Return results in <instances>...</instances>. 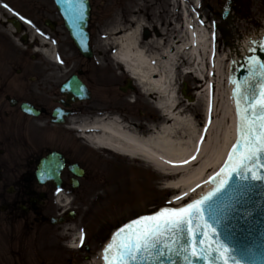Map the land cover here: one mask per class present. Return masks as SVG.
I'll list each match as a JSON object with an SVG mask.
<instances>
[{"label":"rangeland","instance_id":"obj_1","mask_svg":"<svg viewBox=\"0 0 264 264\" xmlns=\"http://www.w3.org/2000/svg\"><path fill=\"white\" fill-rule=\"evenodd\" d=\"M5 4L8 5V8L4 7ZM244 4L247 6V12L246 14L241 13L240 17L237 16L234 19V27L249 37L264 30V0H250V2L247 0V2L244 1ZM52 8V0H0V72L14 70L18 66L23 52L27 49L18 38L14 37V28L8 19L13 16L20 19L23 16L27 20H31V24L22 20L26 25V32L32 39L42 40L41 32L49 33L50 31L45 28L41 16L44 14V9L47 10L46 12H51ZM132 13L124 16L126 19L129 17L130 24H127V22L122 21V14L115 9L114 13L109 12V14H114L115 20L106 24L104 29H102V23L96 25L93 32L95 36L93 46L96 52L100 54L95 59L99 71L108 70L110 71L109 74L111 72L117 74L120 76L118 80L120 83L123 78L122 81L125 82L129 75L123 71L122 65L112 58L114 44L109 42L113 32L118 30L115 27L122 30L133 29L142 21L144 22L142 23L144 28L142 30L144 31H142L141 37L143 38L144 32L150 31L149 27L147 29L146 18H140V15ZM145 14L147 18L150 15L149 12H145ZM47 15L45 14V16ZM109 25L111 26L109 27ZM99 31L102 34L101 37L98 36ZM171 31L173 32L174 29ZM61 33L63 32L61 31ZM179 36V34L174 36V41L179 40ZM237 36L234 37L239 42L247 38L241 36L242 38L238 39ZM228 37L231 35L222 34L218 39V55L221 57L228 53V46L239 44V42L233 44L230 41L226 46V38ZM36 45L35 47L39 46ZM153 46L151 48H154ZM151 51L150 53H152ZM33 52L30 48L27 49L26 56L28 59H31ZM187 66L189 64L185 61L180 63V67L184 69ZM180 67L176 75V87L180 98V108L183 109L184 116L192 118L201 127L209 126L212 136L215 133L223 137V134L232 126L231 112L228 109L232 107L230 60H221L219 64L220 73L216 71L214 91L209 97L205 95L206 92L203 90L205 81L200 78L196 79L193 75H185ZM105 71L104 73L107 75ZM184 82L194 87L193 90L197 93H201L199 97L196 95L197 99L193 103L189 104L182 96L181 90ZM134 86L136 87L135 91L129 90L126 94L119 92L117 84L109 86L110 91L118 94L117 100L120 101L121 99L120 104L125 107L124 111L127 114L124 115V122L131 126L136 123L140 128L147 126V124L158 126L165 119L161 111L155 106L156 97L146 95L135 82ZM199 87L202 88L199 89ZM205 110L208 111L210 125H206ZM140 112L152 117L142 116ZM76 141L78 149L91 156L94 168L96 167L101 172L103 178H97L91 183V186H88L85 194L81 196L83 199L79 203L77 202V214L74 218H68L65 223L54 230L44 229L48 232L43 231L40 241L38 240L40 236H30L27 239L26 248L23 252L25 255L23 258L26 259L27 264H102L100 254L109 241L112 230L117 225L137 214L151 211L162 205H169V202H171V206L177 207L191 200L198 193L194 192L191 197L180 201L174 196L177 193L176 190L167 188V182L177 180V178L170 180L143 161L120 156L112 151L97 150L85 144L77 136ZM213 171V167L206 170L202 175L203 178H207ZM81 232L86 234L84 245L78 249H73L71 245L77 243V235ZM4 246L5 244H0V247ZM27 246H29V250ZM86 246L89 247V250L85 249Z\"/></svg>","mask_w":264,"mask_h":264},{"label":"flooded vegetation","instance_id":"obj_2","mask_svg":"<svg viewBox=\"0 0 264 264\" xmlns=\"http://www.w3.org/2000/svg\"><path fill=\"white\" fill-rule=\"evenodd\" d=\"M190 10L209 12L214 18L222 12L231 13L242 8V0H183ZM172 0H118L117 5L125 11L126 5L134 10L151 13L152 27L168 26ZM90 28L97 12L115 8L116 1L90 0ZM139 4L146 5L145 8ZM112 5V6H111ZM181 11V7L178 8ZM112 18H110L111 20ZM60 22H56V27ZM55 34L57 59L60 65L51 64L49 58L38 55L35 70L21 66L15 73L0 74V263L26 264L25 251L29 234H39L41 226L52 225V218L64 220L65 209L57 204L62 191L76 192L82 189L84 180L91 176L90 161L78 156L72 126L82 117H91L95 110L88 109L95 91L107 99L108 90L101 79L92 77L90 60L77 54L76 47L68 48ZM77 75L92 92L90 102L73 103L62 92L64 84ZM23 103L35 107L38 116L25 113ZM60 109L61 121L55 111ZM53 152L62 155L64 165L59 177L56 166L47 163ZM78 163L84 176L78 178L70 169ZM60 164V163H59ZM60 166V165H59ZM77 183L74 188L73 184Z\"/></svg>","mask_w":264,"mask_h":264},{"label":"bare ground","instance_id":"obj_3","mask_svg":"<svg viewBox=\"0 0 264 264\" xmlns=\"http://www.w3.org/2000/svg\"><path fill=\"white\" fill-rule=\"evenodd\" d=\"M184 12L183 23L174 27V31L180 35L177 41H174L175 37L168 44L164 41L161 44L156 39L145 40L141 37L142 24H137L133 29L118 28L109 42L116 47L115 60L124 65L142 92L156 97V105L165 120L158 126L151 124L149 132L144 133L137 124L128 125L117 117L95 118L79 126V131L84 132L98 149L111 150L130 159L147 162L170 180L177 178L167 182L168 188H179L182 193L199 191L203 195L215 185L211 178L215 177L216 170L225 160L235 139V85L232 81V107L228 108L232 126L223 137L215 133L212 136L209 126L201 127L192 118L184 116L176 87L177 71L182 61L189 64L185 71H191L196 79L205 81L203 90L209 97L214 91L216 71L220 73L221 60H230L231 66L235 58L246 55L255 38H264V31L240 41L230 49V54L228 51L221 57L212 39V31L190 16L189 10ZM152 46L153 51L150 50ZM43 51L48 55L54 53L52 47ZM195 94L198 97L201 95L200 92ZM205 115L206 125H210L207 110ZM212 167L214 172L205 180L206 177L202 175ZM72 246L77 247L75 244Z\"/></svg>","mask_w":264,"mask_h":264},{"label":"snow or ice","instance_id":"obj_4","mask_svg":"<svg viewBox=\"0 0 264 264\" xmlns=\"http://www.w3.org/2000/svg\"><path fill=\"white\" fill-rule=\"evenodd\" d=\"M68 3L76 5L74 11L82 20L83 0H68ZM20 19L32 23L23 16ZM250 62L249 75L244 77L243 84L234 81L238 138L224 167L216 174L214 187L181 207L165 206L125 223L105 248L106 264H151L161 257L176 264L173 256L182 257L185 264H192L193 257L205 264H239L237 256L232 254L236 249H230L218 238L213 223L220 224L218 205L226 188L231 187L229 180L233 174L241 181H264L261 171L264 170V60L251 57ZM257 76L259 82L252 83ZM249 188L250 185L236 186L241 194ZM160 264L164 261L160 260Z\"/></svg>","mask_w":264,"mask_h":264},{"label":"water","instance_id":"obj_5","mask_svg":"<svg viewBox=\"0 0 264 264\" xmlns=\"http://www.w3.org/2000/svg\"><path fill=\"white\" fill-rule=\"evenodd\" d=\"M56 3L80 50L86 56H90L91 51L87 31L90 14L89 5H87V2L86 5H83V19L80 20L74 11L76 8L75 4L70 5L68 0H56ZM11 21L18 30L21 29L19 20L12 19ZM262 40L264 38H255L246 55H242V58H235L231 62V67L236 69L237 66H241V63L248 62L254 55L258 42ZM256 57L264 60V44L260 46ZM250 67L251 63L239 71L238 82L241 85L244 77L249 75ZM236 74L237 71L234 72V75ZM259 80L260 78L257 76L251 82L257 83ZM234 81L235 79H233ZM229 185L231 187L226 188V194L218 205L217 218L220 220V224L209 222L213 223V227H216L218 238L228 245L230 249H236L232 254L237 256L239 264H264V181H241L233 174L229 180ZM237 185H250V188L241 194L236 190ZM205 215L207 217V213ZM160 260H163L164 264H171L167 257L154 260L151 264H160ZM172 260H175L176 264H185L182 257L173 256ZM133 264H136V262H133ZM192 264H205V261L193 257Z\"/></svg>","mask_w":264,"mask_h":264}]
</instances>
